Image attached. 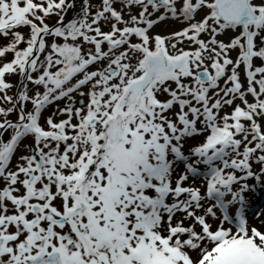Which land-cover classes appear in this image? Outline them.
Wrapping results in <instances>:
<instances>
[{"label": "snow or ice", "instance_id": "obj_1", "mask_svg": "<svg viewBox=\"0 0 264 264\" xmlns=\"http://www.w3.org/2000/svg\"><path fill=\"white\" fill-rule=\"evenodd\" d=\"M249 194L264 0H0V264H264Z\"/></svg>", "mask_w": 264, "mask_h": 264}, {"label": "rangeland", "instance_id": "obj_2", "mask_svg": "<svg viewBox=\"0 0 264 264\" xmlns=\"http://www.w3.org/2000/svg\"><path fill=\"white\" fill-rule=\"evenodd\" d=\"M98 1H100V0H93V3H95V4H98ZM79 9V5H77V10ZM70 13V12H69ZM73 15V14H72ZM72 15L70 16V18L72 17ZM55 17H53L50 21H49V23H54L55 22ZM164 30H170V29H164ZM23 31H25V32H27V29H23ZM6 43V42H5ZM249 196H250V198L253 200V210L252 211H250V213H249V219L250 220H253V217L255 216V211L256 210H259V208H261V207H264V203H262L261 202V200L258 198V197H256V196H254L253 194H249ZM253 222H255L254 220H253Z\"/></svg>", "mask_w": 264, "mask_h": 264}, {"label": "flooded vegetation", "instance_id": "obj_3", "mask_svg": "<svg viewBox=\"0 0 264 264\" xmlns=\"http://www.w3.org/2000/svg\"><path fill=\"white\" fill-rule=\"evenodd\" d=\"M100 1H98V4H99ZM73 13L70 11L69 15H68V18H70V16L72 15Z\"/></svg>", "mask_w": 264, "mask_h": 264}]
</instances>
